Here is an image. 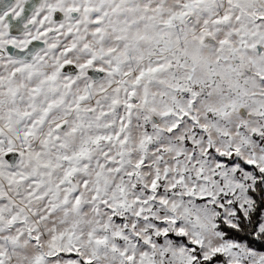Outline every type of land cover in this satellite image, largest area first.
<instances>
[{"label":"snow or ice","instance_id":"1","mask_svg":"<svg viewBox=\"0 0 264 264\" xmlns=\"http://www.w3.org/2000/svg\"><path fill=\"white\" fill-rule=\"evenodd\" d=\"M0 264H264V0H0Z\"/></svg>","mask_w":264,"mask_h":264}]
</instances>
